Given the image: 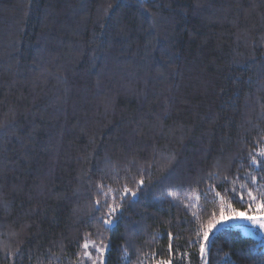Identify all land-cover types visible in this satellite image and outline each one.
Returning <instances> with one entry per match:
<instances>
[{
    "label": "trees",
    "instance_id": "16d2710c",
    "mask_svg": "<svg viewBox=\"0 0 264 264\" xmlns=\"http://www.w3.org/2000/svg\"><path fill=\"white\" fill-rule=\"evenodd\" d=\"M261 151L264 0H0V264H264Z\"/></svg>",
    "mask_w": 264,
    "mask_h": 264
},
{
    "label": "snow or ice",
    "instance_id": "6c2138e0",
    "mask_svg": "<svg viewBox=\"0 0 264 264\" xmlns=\"http://www.w3.org/2000/svg\"><path fill=\"white\" fill-rule=\"evenodd\" d=\"M260 157L264 158V151H261L259 153ZM257 162V158L255 156L252 157V163H256ZM261 163H264V159L261 160ZM254 179V178H253ZM140 185L143 184V181L141 180L139 182ZM114 190L109 189V192H112ZM227 191V190H226ZM233 191H235V189H233ZM130 192V189H128L127 187H125L123 189V193L121 194V199L124 198L125 195H127ZM133 196L135 195V192L131 193ZM216 195L219 197L220 193L217 192ZM247 195L251 198V200L253 202L256 201V197L253 196L251 191L247 192ZM113 199H115V197H113ZM175 199V197L173 198ZM240 199L243 200V194H241ZM97 204H99V201H97ZM109 211L110 213H114L116 211V207L109 205ZM228 208L230 209V211L228 212L227 215H225L224 212V206H221V211H220V216L219 218H216L215 215L213 216V220L211 222H209V224L207 225L206 230L203 232V240L204 241H208L209 240V235L210 233L217 228V226H224L227 225L229 221H235V220H242V221H247L250 222L253 226H258L260 229H264V218L257 216V215H249L247 214V212H240V211H236L235 209H231V205H228ZM258 208H262L264 209V203H261L258 205ZM105 223H109V221H105ZM92 247H95L97 251H101V247L99 245H95L94 242H92ZM171 247V246H170ZM83 248L85 249V256H89L90 258V253L87 251V249L89 248V242L86 241L83 244ZM200 251L201 254L203 255L205 252V246L202 243L200 245ZM162 264H168V262H162Z\"/></svg>",
    "mask_w": 264,
    "mask_h": 264
},
{
    "label": "rangeland",
    "instance_id": "374dc122",
    "mask_svg": "<svg viewBox=\"0 0 264 264\" xmlns=\"http://www.w3.org/2000/svg\"><path fill=\"white\" fill-rule=\"evenodd\" d=\"M247 214L249 215H257L262 218H264V209L262 208H256L251 211H248ZM227 225H234L237 228H240L245 235L253 236L257 239H259L264 244V229H260L258 226H253L250 222L242 221V220H235V221H229ZM225 226V225H224ZM223 226H219L218 229H220ZM207 250H208V244L205 245V252H204V263H207ZM171 264V263H168Z\"/></svg>",
    "mask_w": 264,
    "mask_h": 264
}]
</instances>
